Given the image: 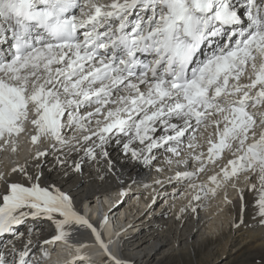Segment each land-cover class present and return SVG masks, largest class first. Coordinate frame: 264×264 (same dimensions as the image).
I'll return each instance as SVG.
<instances>
[{
	"label": "bare ground",
	"instance_id": "obj_1",
	"mask_svg": "<svg viewBox=\"0 0 264 264\" xmlns=\"http://www.w3.org/2000/svg\"><path fill=\"white\" fill-rule=\"evenodd\" d=\"M236 1L240 31L230 30V45L221 43V51L208 47L214 59L201 57L203 75L185 91L144 69L128 77L119 66L84 62L71 48L41 53L37 70L45 64L46 72H59L67 58L71 67L91 65L68 71L76 86L63 107L74 118L61 119L53 139L42 131L34 136L29 112L36 103L26 107L27 82L19 84L34 74L33 64L0 67V83L15 73L18 86L10 117L24 108L12 125L0 121V141L7 139L0 142V205L10 189L31 190L0 212V264H161L212 241L209 235L227 241L235 233L259 235L264 243V222L248 212L264 182V18L255 0ZM209 41L217 45L219 37ZM53 84L59 89L65 81L54 77ZM96 84L104 93L87 98ZM112 118L118 125L104 123ZM51 197L73 213L85 203L91 213L73 220V213L46 208ZM102 220L111 249L100 244Z\"/></svg>",
	"mask_w": 264,
	"mask_h": 264
},
{
	"label": "rangeland",
	"instance_id": "obj_2",
	"mask_svg": "<svg viewBox=\"0 0 264 264\" xmlns=\"http://www.w3.org/2000/svg\"><path fill=\"white\" fill-rule=\"evenodd\" d=\"M263 183H260L258 187L255 188V192L252 195L255 196L254 199H256L251 202V206H249V208L251 209H249L248 211L250 212L249 217L256 218L257 216L256 219H258L259 224L264 222ZM158 204L159 202L156 205ZM161 204H163V202H161L158 206H160ZM229 209L233 210V206H230ZM250 210L252 211V213ZM237 234L238 233L233 234L234 237L232 236V241L231 238L227 241L225 236L209 235L213 237L212 241L210 240L212 244L209 243L210 241L208 240L207 242H203L201 244L202 247L201 245L194 247V250H192V252L189 248L190 255L187 253L185 254V251H182V253H178L179 255L175 254L172 257H169L170 259L163 258L161 264H264V243L259 238V235L250 240L246 234ZM151 263L152 261H150L148 264Z\"/></svg>",
	"mask_w": 264,
	"mask_h": 264
}]
</instances>
